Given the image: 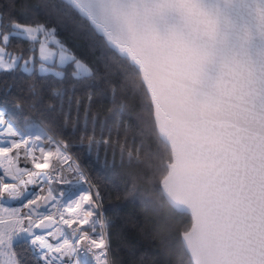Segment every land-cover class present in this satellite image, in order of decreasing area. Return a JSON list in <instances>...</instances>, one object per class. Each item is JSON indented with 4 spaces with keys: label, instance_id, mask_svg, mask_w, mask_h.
<instances>
[{
    "label": "snow or ice",
    "instance_id": "obj_1",
    "mask_svg": "<svg viewBox=\"0 0 264 264\" xmlns=\"http://www.w3.org/2000/svg\"><path fill=\"white\" fill-rule=\"evenodd\" d=\"M14 8V0L0 5V73L32 75L38 45L42 75L62 81L71 67L73 80L94 79L58 39L63 26L110 61L106 67H116L122 88L134 93L136 120L154 149L142 141L133 150L111 129L105 136L106 121L97 136L95 117L80 145L106 155L111 147L114 158L118 145L122 161L126 155L147 169L148 203L182 221L191 216L178 229L180 264H264V0H45L19 15ZM17 38L27 50H10ZM11 87L4 80L0 88V264H110L112 220L95 211L101 192L93 196L85 170L68 163L63 139L7 112ZM29 92L33 105L42 99L34 85ZM126 108L114 113L117 134ZM54 182L65 186L59 199Z\"/></svg>",
    "mask_w": 264,
    "mask_h": 264
},
{
    "label": "trees",
    "instance_id": "obj_2",
    "mask_svg": "<svg viewBox=\"0 0 264 264\" xmlns=\"http://www.w3.org/2000/svg\"><path fill=\"white\" fill-rule=\"evenodd\" d=\"M8 0H0V5H6ZM14 12L19 15L23 7H35L42 5L45 0H14ZM53 4H63L61 0H48ZM40 22L45 21L43 14L36 17ZM20 22H25L23 18ZM49 27H56L49 24ZM58 39L70 49L71 53L88 65L96 73L94 79L79 82L71 77L72 68L65 69V78L57 80L52 75H42L35 71L32 75L19 70L13 73H0V88L3 81L7 80L11 87V95L7 97L5 105L10 115L23 121L24 118L34 119L42 127L59 139H63L69 145L68 154L85 170L93 186L101 192L102 198L99 206L103 215L112 220L108 229L110 237V264H180L178 244V229L181 223L190 226V217L182 219L174 216L168 206L160 207L158 204L148 203L153 198L151 185L144 179L142 174L147 172L143 164L129 163L127 156L121 160L119 146L115 158L112 148L108 149L107 155L103 147L99 153L93 150L87 151L85 146L80 145V134L87 129L93 130V117L96 118L95 132L101 134V121L107 122L103 134L111 135L114 140L127 141L133 150L143 141L145 145L154 149L155 144L150 137L142 135L141 127L136 120L138 102L134 93L122 88L123 78L118 75L116 67L108 68L98 50L90 47L87 41L74 37L68 28L57 27ZM29 44L25 40L14 39L10 50L19 52L21 48L27 50ZM30 53L25 51L24 57ZM34 85L42 92V99L32 104L29 86ZM54 89H59L61 95H52ZM113 89L116 90L115 99ZM89 93L92 96L88 101ZM81 101L77 109V99ZM16 104L20 108L15 107ZM121 104L127 105L121 115L119 134L115 127L114 113L118 112ZM52 105L53 108L48 106ZM88 108L85 119V107ZM111 110V111H109ZM70 113L71 119L65 124L64 114ZM75 124V129L73 128ZM124 124L128 125L127 130ZM144 150H141L143 157ZM136 185L133 190L132 186ZM170 232V236L168 233ZM168 236L167 240L162 237Z\"/></svg>",
    "mask_w": 264,
    "mask_h": 264
},
{
    "label": "built area",
    "instance_id": "obj_3",
    "mask_svg": "<svg viewBox=\"0 0 264 264\" xmlns=\"http://www.w3.org/2000/svg\"><path fill=\"white\" fill-rule=\"evenodd\" d=\"M67 155L68 156H70L72 159L71 160H69L68 161V163L69 164H78L76 161H75V159L73 158V156L71 155V154H68L67 153ZM21 165H23V160L21 161ZM67 165H65V167H66ZM28 168L29 169H31L32 171H37L36 169H34L33 167H32V165L29 163L28 164ZM66 175H68L67 173H66ZM25 179H27V177H25ZM57 178L55 177V176H53V181H55ZM90 180V179H89ZM91 182V181H90ZM91 185H92V183H91ZM93 186V185H92ZM28 187L31 189V190H33V191H40V188H38V187H35V186H33V185H28ZM43 187H44V189L46 190L47 189V187H48V185L47 184H45V185H43ZM52 187L56 190V192H55V194L57 195V198L59 199V191H60V189L61 188H63V187H65L64 185H62V184H59V183H53L52 184ZM83 187L84 188H88L89 187V184L87 183V182H83ZM97 190H96V188H95V186H93L92 187V189H91V192H92V195L93 196H95V192H96ZM43 194H46V191L43 193ZM95 203H96V205H97V208L95 209V211L98 213V214H103V212H102V210H101V207L99 206V200L98 201H95ZM84 207L85 208H87L88 206L87 205H84ZM48 210H50V211H56V209H48ZM65 216L67 217V216H69V213H67V212H65ZM57 219H59V217L57 216Z\"/></svg>",
    "mask_w": 264,
    "mask_h": 264
},
{
    "label": "rangeland",
    "instance_id": "obj_4",
    "mask_svg": "<svg viewBox=\"0 0 264 264\" xmlns=\"http://www.w3.org/2000/svg\"><path fill=\"white\" fill-rule=\"evenodd\" d=\"M38 48H39V46L37 45V46H36V52H35V56H36V71H37L38 73H40V71H39V64H40V61H39V51H38ZM11 51H13V50H11ZM13 52H14V51H13ZM15 53H18V52H15ZM29 55H31V54H29ZM29 55L26 56L25 59H27V58L29 57ZM20 63H23V61H21ZM40 74H41V73H40Z\"/></svg>",
    "mask_w": 264,
    "mask_h": 264
},
{
    "label": "water",
    "instance_id": "obj_5",
    "mask_svg": "<svg viewBox=\"0 0 264 264\" xmlns=\"http://www.w3.org/2000/svg\"><path fill=\"white\" fill-rule=\"evenodd\" d=\"M62 2H65V0H61ZM12 206H15V205H12ZM189 217H190V220H191V216L189 215ZM190 224H191V222H190Z\"/></svg>",
    "mask_w": 264,
    "mask_h": 264
},
{
    "label": "bare ground",
    "instance_id": "obj_6",
    "mask_svg": "<svg viewBox=\"0 0 264 264\" xmlns=\"http://www.w3.org/2000/svg\"><path fill=\"white\" fill-rule=\"evenodd\" d=\"M22 160H23V159H22ZM22 160H21V161H22Z\"/></svg>",
    "mask_w": 264,
    "mask_h": 264
}]
</instances>
